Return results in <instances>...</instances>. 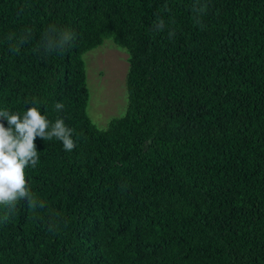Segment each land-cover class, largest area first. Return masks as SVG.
<instances>
[{"label":"trees","instance_id":"1","mask_svg":"<svg viewBox=\"0 0 264 264\" xmlns=\"http://www.w3.org/2000/svg\"><path fill=\"white\" fill-rule=\"evenodd\" d=\"M195 4L0 0V110L37 107L76 145L34 141L44 207L0 209V264H264V0H200L203 27ZM53 24L75 39L46 54ZM105 39L128 106L100 130L82 56Z\"/></svg>","mask_w":264,"mask_h":264},{"label":"clouds","instance_id":"2","mask_svg":"<svg viewBox=\"0 0 264 264\" xmlns=\"http://www.w3.org/2000/svg\"><path fill=\"white\" fill-rule=\"evenodd\" d=\"M204 7L200 0L194 5V11L198 13L196 23L201 27L203 25L199 16L203 15ZM164 26V21L159 20L152 26V30L159 32ZM168 35L169 38H174L175 33L169 32ZM74 39V33L69 29L58 28L53 24L45 30L40 47L46 54L54 51L63 53ZM11 50L15 51V48ZM63 108V103L55 104L57 111ZM0 120L7 122V127L0 123V209L5 213L3 219L7 221L16 212L21 201L32 210L44 207V202L28 188L26 181V168L35 169L39 163L40 152L34 141L37 138L43 141L55 139L62 143L63 150L69 152L76 145L72 138L73 130L62 119L50 121L45 115H41L37 107L24 109L22 115L7 109L0 110Z\"/></svg>","mask_w":264,"mask_h":264},{"label":"rangeland","instance_id":"3","mask_svg":"<svg viewBox=\"0 0 264 264\" xmlns=\"http://www.w3.org/2000/svg\"><path fill=\"white\" fill-rule=\"evenodd\" d=\"M82 58L89 93L86 113L96 128L104 130L111 120L123 117L127 110L128 55L111 39H105Z\"/></svg>","mask_w":264,"mask_h":264}]
</instances>
